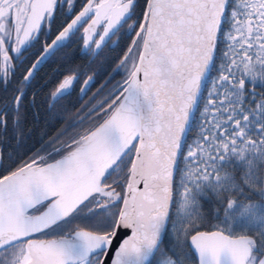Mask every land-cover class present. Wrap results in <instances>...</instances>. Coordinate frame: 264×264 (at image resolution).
Instances as JSON below:
<instances>
[{
	"label": "snow or ice",
	"instance_id": "6c2138e0",
	"mask_svg": "<svg viewBox=\"0 0 264 264\" xmlns=\"http://www.w3.org/2000/svg\"><path fill=\"white\" fill-rule=\"evenodd\" d=\"M0 264H264V0H0Z\"/></svg>",
	"mask_w": 264,
	"mask_h": 264
},
{
	"label": "trees",
	"instance_id": "16d2710c",
	"mask_svg": "<svg viewBox=\"0 0 264 264\" xmlns=\"http://www.w3.org/2000/svg\"><path fill=\"white\" fill-rule=\"evenodd\" d=\"M117 78H118V76H117ZM117 78H116V79H117ZM101 82H102V81H101ZM96 87H99V84H97ZM93 91H95V88H93ZM89 95H91V93H89ZM85 99H87V97H86Z\"/></svg>",
	"mask_w": 264,
	"mask_h": 264
},
{
	"label": "flooded vegetation",
	"instance_id": "af4514ba",
	"mask_svg": "<svg viewBox=\"0 0 264 264\" xmlns=\"http://www.w3.org/2000/svg\"><path fill=\"white\" fill-rule=\"evenodd\" d=\"M117 78V77H116ZM117 79H120V77L118 76V78Z\"/></svg>",
	"mask_w": 264,
	"mask_h": 264
}]
</instances>
